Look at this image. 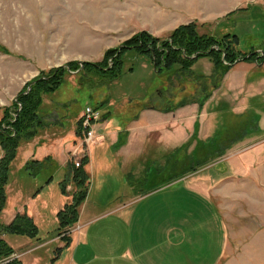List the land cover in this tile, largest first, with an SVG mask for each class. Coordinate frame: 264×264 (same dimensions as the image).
<instances>
[{
    "label": "rangeland",
    "instance_id": "rangeland-1",
    "mask_svg": "<svg viewBox=\"0 0 264 264\" xmlns=\"http://www.w3.org/2000/svg\"><path fill=\"white\" fill-rule=\"evenodd\" d=\"M154 6L157 20L149 10ZM193 23L201 34L220 39L237 36L241 54L263 56L264 0H0V118L43 72L71 63H102L107 51L120 47L140 29L165 40ZM152 65L148 56L129 53L124 74L112 86L84 87L78 73H71L60 90L43 97L40 133L46 144L57 140L54 133L80 134L74 149H65V160L73 163L68 170L73 177L89 161L92 150L82 220L92 228L88 247H81L79 255L87 251L89 264H128L121 256L130 243L119 239L130 238L132 228L113 214L123 201L140 194L138 200L146 202L137 215L141 213L142 231L153 233L145 240L147 247L158 249L159 257H168L173 264H264V64L239 62L225 73L217 71L211 59L201 58L190 71L174 66L161 74ZM149 106L173 112L168 125L154 120L158 127L150 132L152 137L140 131L130 149L124 144L93 148L99 143L96 132L95 142L84 145L87 108L101 113L94 128L112 118L114 130L126 128V119ZM12 112L15 118L16 111ZM28 143L20 144L11 164L2 215L18 205L12 192L41 187L46 181L45 171L35 181L25 180L27 172L35 175L26 165ZM55 145V161L61 164L64 150L61 142ZM0 156H5L1 145ZM66 171L57 167L54 180L59 210L69 196L73 198L61 193ZM220 182L221 188L233 189L227 197L231 203L222 199L231 226L215 209L212 191ZM136 221L140 224L139 218ZM59 228L57 219V233ZM39 229L36 243L45 241L48 230ZM214 238L234 240L237 252L222 243L221 259L214 254L221 247L207 254V244ZM82 242L79 234L70 248L57 242L40 251L39 264H71V254ZM30 259L25 264H31Z\"/></svg>",
    "mask_w": 264,
    "mask_h": 264
},
{
    "label": "trees",
    "instance_id": "trees-1",
    "mask_svg": "<svg viewBox=\"0 0 264 264\" xmlns=\"http://www.w3.org/2000/svg\"><path fill=\"white\" fill-rule=\"evenodd\" d=\"M238 37L228 35L223 39L213 35L201 34L196 24L185 25L175 30L168 39L153 37L148 32H140L118 48L107 51L102 63H71L68 66L41 73L34 81L26 85L27 90L22 93L6 109L4 118L0 121V145L5 156L0 160V264H22L13 260L15 251L2 239L4 234L28 235L36 237L38 228L34 221L23 215H18L15 221L5 226L1 215L7 203V187L10 182L11 164L17 158V151L22 142H31L44 129L40 109L44 103L45 94H54L65 83L71 73H78L80 85L93 86L97 89L113 85L124 74L125 61L129 53L146 55L151 60L156 72L161 74L174 66L182 71H190L196 61L209 58L213 61L217 71L229 72L239 62L264 64V53L252 52L241 54L237 51ZM133 71V68L130 70ZM15 110V118H12ZM83 162L80 169H76L74 182L77 192L73 202L67 205L59 214V236L69 243L70 230L77 225L80 210L88 195L89 175ZM42 163L27 165L28 170L38 173L42 170ZM71 167H73L71 165Z\"/></svg>",
    "mask_w": 264,
    "mask_h": 264
},
{
    "label": "crops",
    "instance_id": "crops-1",
    "mask_svg": "<svg viewBox=\"0 0 264 264\" xmlns=\"http://www.w3.org/2000/svg\"><path fill=\"white\" fill-rule=\"evenodd\" d=\"M196 1V0H193ZM221 0V3L228 2ZM155 17V20H157V7H153L149 9ZM151 18V17H150ZM185 18V17H184ZM147 29H140L133 34H137L143 31H146ZM175 30V29H174ZM153 66V65H152ZM169 111V112H168ZM178 113V111H177ZM110 115V114H109ZM107 115L106 117H109ZM113 115V114H111ZM173 112H170V109L167 110H159L155 106H149L145 107L141 110V112L137 116H133L131 118L126 119L123 124L126 125L125 127L118 126L114 130L112 129V118L108 121H101L97 126L95 127L97 135L99 137V143L96 144L93 148H99L102 147V145H106V147H115L120 146L121 144H124L126 148H131L135 145V141L138 140V132H146L145 134L149 135L150 132H153L157 127L158 124L155 123V119L159 118L161 119L160 125L163 126L164 122L167 124L168 117H172ZM4 117L0 118V121ZM164 121V122H163ZM165 124V125H166ZM168 125V124H167ZM126 132L130 134V136H126ZM124 137L123 141H120V137ZM126 136V137H125ZM54 137L58 142H61V149L64 150V158L63 161L60 163L56 162L55 160V154L57 153V145L54 146V142L47 143L45 142V136L43 133H40L39 136H37L33 141L29 142L26 147V155H27V162L26 165L31 163H43L42 170L36 173L34 176H32L30 173H26L25 180L27 182L31 181L32 179L35 181L38 177H40L44 171L47 174L46 181L44 182L43 186L38 187L34 186L32 188H23L19 189L17 192H12V199H17V204L14 205V211H8L5 210L3 215H1V221L5 226L11 225L18 215H23L31 218L34 223L37 225L38 228V234L39 236L40 229L39 228H47L48 230L45 232V241L39 240V242H34V238L28 235H17V234H4L2 236V239L8 244H11L13 247H11L15 251V258L22 261V264H25L26 259H30L31 264H39L40 263V251L45 250L46 248L57 245V242L60 244L65 242L63 240V237L59 236V233H57V219L58 214L69 204L73 202L72 196L67 198L69 201L67 204L63 206V203L57 208V186L54 184V180L57 178V167H62L66 171V177L62 183H60L61 187V193L73 195L77 192V187L74 182V177L69 173L68 170H70V166L73 164L72 162H69L65 160V149L67 148L69 150H73L78 137H80V134L78 131L69 130L68 132L63 131L60 132V134L54 133ZM147 137H152L151 135ZM151 140V139H150ZM51 144V145H49ZM73 148V149H72ZM67 151V152H68ZM2 159V156H0V160ZM92 159V150L91 155L89 157L88 164L84 167L87 172V167L90 165ZM71 164V165H70ZM25 165V164H24ZM26 169V168H25ZM70 174V175H69ZM215 178L218 177V174L214 176ZM221 181V180H220ZM233 185H238L237 182H233ZM71 187H70V186ZM222 183L220 182V186L215 187V189L212 191V196L215 198V206L218 210L219 215H224V220L227 224H233L232 219L228 214H225L222 210V208L225 209L226 203H231V200H228L229 196L233 195V189L230 187H224L221 188ZM68 186L70 187L69 190H72L71 192H68ZM75 189H73V187ZM67 187V188H66ZM260 188V186H258ZM258 188V190H259ZM89 193V190H88ZM156 192L151 193L150 195H155ZM148 195V196H150ZM207 196L211 195V193L208 191L206 194ZM89 197V194L87 195V198L81 207L80 210V218L79 222L76 226H74L69 233V243L68 247H72L74 243V237L75 235L79 234L82 238V243L79 245L77 252L74 254H71V264H89L87 261L88 253L87 251L81 252L80 254L79 249L81 247L87 248L88 238L90 236L91 228L89 223L82 224V220L84 217V214L86 211H84V208L86 206L87 199ZM140 197V194L136 195V197L132 198V200L129 201H123L121 205L118 207L116 212L113 215H116L119 217V220L121 219L124 223H126L127 226L132 228V233L130 235V238H122V236L119 239L122 241V244L125 242V244L128 242L130 243V246L127 248V250L122 254L121 258L124 261H128V264H173V260L168 259V257L161 256L159 257L156 252L158 249L156 248H148L146 238H150L149 235H153L152 232H149L148 230L144 233L142 231V221H141V213L139 215V208L141 205H143L144 202H146L145 199L138 200ZM228 197V198H227ZM227 198V199H223ZM141 199V198H140ZM152 199V198H151ZM225 202L224 207L222 205L223 200ZM14 203V202H13ZM226 210V209H225ZM224 213V214H223ZM139 218V223L137 225V221ZM136 221L134 223V221ZM59 224V220H58ZM137 225V226H136ZM133 226V227H132ZM51 229V230H50ZM59 231V230H58ZM86 231V233H84ZM79 232V233H78ZM237 233V232H235ZM124 239V240H123ZM13 241V242H12ZM219 239L216 241L214 238L211 240L207 246V254L208 252H212V250H215L219 247H221L222 243L224 245L228 244V247L231 248L232 253H236L237 250H234V240L233 242L229 240V238H226L225 241H222ZM67 247V246H66ZM225 252V250H224ZM222 247L219 249V251L214 252V254H218L220 256V259L222 258V255L224 254ZM156 254V255H155ZM57 255V254H56ZM237 257V256H236ZM57 258V257H56ZM14 259V258H12ZM206 259V258H205ZM29 261V262H30ZM55 264V263H54ZM121 264H125L121 262ZM202 264V263H201ZM207 264V263H204ZM219 264V262H218Z\"/></svg>",
    "mask_w": 264,
    "mask_h": 264
},
{
    "label": "built area",
    "instance_id": "built-area-1",
    "mask_svg": "<svg viewBox=\"0 0 264 264\" xmlns=\"http://www.w3.org/2000/svg\"><path fill=\"white\" fill-rule=\"evenodd\" d=\"M101 120V113L96 109L87 108L85 112V116L83 119L85 137L83 140L84 145L90 146L96 140V130H94L95 123H98ZM81 164H77L79 167Z\"/></svg>",
    "mask_w": 264,
    "mask_h": 264
},
{
    "label": "water",
    "instance_id": "water-1",
    "mask_svg": "<svg viewBox=\"0 0 264 264\" xmlns=\"http://www.w3.org/2000/svg\"><path fill=\"white\" fill-rule=\"evenodd\" d=\"M107 117H104V120L106 119Z\"/></svg>",
    "mask_w": 264,
    "mask_h": 264
}]
</instances>
